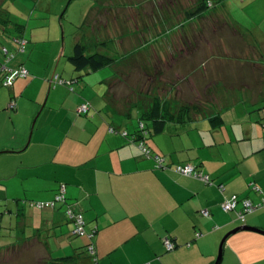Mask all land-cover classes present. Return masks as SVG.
<instances>
[{
	"label": "crops",
	"instance_id": "obj_1",
	"mask_svg": "<svg viewBox=\"0 0 264 264\" xmlns=\"http://www.w3.org/2000/svg\"><path fill=\"white\" fill-rule=\"evenodd\" d=\"M7 1L0 0V19L11 22L2 26L0 21L1 40L7 38L9 43L14 27L20 25L23 28L17 35L29 42L26 52L9 67L24 66L30 75L11 87L2 85L0 75V124L12 120L15 125L25 113L31 121L40 109L41 114L60 116L61 123L59 128L52 127L58 129V145L45 143L52 132L42 125L35 127L28 143V133L4 137L0 130V207L5 209L0 213L1 249L15 250L18 255L30 248L27 260L33 264H214L222 238L237 227L264 231V209L241 222L221 207L233 195L254 203L264 199V14L257 23L244 14L252 5L260 7L258 13L264 11V0H210L211 11L195 18L178 12L175 0L130 1L133 18L141 1L154 7L156 14L146 17L155 19L151 23L159 27L152 33L155 26L149 23L143 49L149 55L172 57L174 67L169 72L175 73V86L166 93L173 94L175 87V97L181 101L177 112L161 114L166 123L157 134L150 114L144 113L143 119L149 121L145 128L150 129L145 140L138 130L131 132L124 126L134 109L123 117L110 108L114 77L99 82L106 84L105 93V87H97L88 95V75L76 69L64 71L62 79L78 89L73 87L77 94L66 93L63 98L58 94L66 87L71 91L70 86L51 83L57 74L53 65L58 55L68 49L71 55L78 39L90 45L101 39L96 26L106 0L83 3L79 8L86 11L82 32L75 29L73 34L70 29V41L65 36L62 46L58 43L43 65L41 43L51 37L59 39V33L40 38L36 31L49 28L51 32L58 25L50 20L13 19V12L4 10ZM76 2L80 1L70 0L69 7ZM206 18H212L210 28L194 30ZM59 24L66 33L65 23L59 20ZM1 44L11 48L10 43ZM38 82L49 90L45 102L32 92ZM2 87L8 89L2 91ZM12 102L14 109L9 108ZM83 103L92 107L88 117L77 112ZM138 113L141 120L144 115ZM111 127H116L114 134ZM133 134L144 140L149 155L143 154L142 140ZM179 165H191L213 184L178 174L175 168ZM60 185L66 186L68 201L83 213L88 234L96 230L93 237L73 234L74 226L63 206L46 211L31 207L32 201L53 200ZM219 185H224V192ZM15 189L17 196L12 195ZM204 210L209 216L201 213ZM167 238L177 244L171 252L164 246ZM92 241L95 257L86 249ZM220 264H264V235L252 231L231 235Z\"/></svg>",
	"mask_w": 264,
	"mask_h": 264
},
{
	"label": "rangeland",
	"instance_id": "obj_2",
	"mask_svg": "<svg viewBox=\"0 0 264 264\" xmlns=\"http://www.w3.org/2000/svg\"><path fill=\"white\" fill-rule=\"evenodd\" d=\"M69 1L70 0H8L4 5V10H11L13 12V19L24 20L26 22L32 21L33 23L40 22L41 20H50L56 22V25H58V30L56 28L53 29L51 32L49 28H42L36 31V34L41 35L40 38H48L49 33H51V35H54L57 32L59 33V39H54L55 37H51L50 40L41 43V48L43 52L39 59L41 60L42 65L46 64L45 62L49 60L50 55L52 54V49H55L59 44H61L62 46V39L64 40L65 36L67 41H70V29L73 34L75 32V29H78L77 31L82 32V23L86 19V11H81L79 8H83V3H88V0H78L80 2H76L71 7H69ZM130 1L131 0H106V2L100 7V14L102 17L98 18L100 21L98 20V27L96 26V28L100 30L99 32L101 39H98L97 42L101 44L102 42H108L111 40L114 41L116 43L117 53L111 54L103 51L101 48H97V51H101V53L106 54L114 59V63L111 65L113 68L108 66L97 72L87 69L83 70L82 74L88 75V95L94 94L93 92H95V89L97 87L98 89L100 87H105L103 90V92L105 93L106 90H108L106 84H99V82H101V80H103L104 78L114 77L109 88L108 98L110 108L113 109L114 112L119 114V116L123 117L127 116L130 110L134 109V111L131 113V117L125 118V120L123 121L125 128L133 132L137 130L139 124L138 110L139 112H141V115H144L142 117H145V114L149 115L151 113L154 102L157 101L160 103L161 107H165V105L167 104L168 111L175 113L179 110L181 101H179L175 97V87H173V94L170 95L166 93V90H168L170 86H175V73L173 71L171 73L169 72V70L174 67V61H171L172 57L149 55L146 53L147 50L143 49L144 42H146L143 33L147 31L149 23L155 20L154 19L151 21L146 17V15L156 14V11L153 12L154 7L150 8V4H145L142 2L144 0H142L141 4L137 8V12H135L136 16L135 18H133L130 16V13L132 12H129V6L132 3ZM136 1V4L140 2L139 0ZM167 1L169 2V0ZM175 1H178L177 11L182 12V15H186V17H188L186 14L187 11L192 9L194 5L197 4V0ZM219 6L220 5H218V7ZM259 9L260 7H258V5H255V7L252 5L248 9L249 14L246 11H244V14L247 18L251 17V19L257 23L260 19L259 16L261 17L264 14V11H259L258 13ZM134 19L135 22L133 21ZM156 19L159 21V18ZM59 20H62V22L65 23L67 30L66 33L64 32L62 26L59 24ZM209 21L211 22L212 18H206L201 20L198 26L196 24L194 25V30L197 28H199L200 30L206 27L210 28V24L208 23ZM151 24L152 26H155V28H153L152 30V33H154V31H156V26L159 27V24ZM253 25L255 24H250V26L252 27ZM163 26L164 28L167 27V25ZM262 26L264 27V25ZM189 28L191 30L192 25H188V29ZM12 33L17 34L16 31H13ZM207 33L205 31V35H207ZM209 36L212 39L214 38V36ZM6 39L7 38L1 40L0 37V45L2 42H5L8 45L9 43L8 41L6 42ZM30 42L33 41L30 40ZM92 46H95V44L91 45V47ZM72 54L73 53L69 55L68 49L65 54L63 53L62 55H58L59 57H57L58 59L53 65V71L54 69H56V73L60 77L61 75H63L64 71H74L75 68L72 66L69 60V57L72 56ZM63 76H66V74ZM35 78L45 79L43 75H37L35 76ZM36 85L37 86L35 88H32V92L37 97L42 98L43 102L47 101L49 90L44 89V87L42 88V83L38 82L36 83ZM63 87L64 86H59V88ZM73 87L75 89L77 88L76 85H74ZM3 88L4 87H2V89ZM4 89L5 90L2 91H6V89L8 88ZM66 93L75 95L77 94V91L73 93L69 91L66 87L65 90H62V92L58 94V98H63L64 94ZM54 95L55 94H52V99ZM185 98L188 99V96H185ZM40 110L38 111L36 117H34V119H32L31 121L25 113L20 119L16 120L15 125L12 120H6V122H4V126L1 122L0 130H3V136H11L13 132H19L20 134L24 135L28 133V143L29 138H31L32 140V131H34L35 127L41 128L42 125L46 127V131L52 132L50 139H47L45 143H54L58 145L60 142V137L58 136L59 134L57 131L58 129L52 127L59 128L61 123L60 116L56 117V114L49 116L50 114H47L45 112L41 114ZM11 112L14 113V111ZM54 113H56V111ZM148 122L149 121H145L146 125H148ZM25 129L27 131H25ZM26 186L28 187V185ZM11 189H13V185H11ZM16 190L17 189L13 190V196H17V194H19L15 192ZM20 193L24 194L22 188ZM4 211V207H0V213H3ZM27 249L28 251L23 250V252H20L17 255L15 250L0 248V264H33L31 263L33 261L27 260L30 258L28 254L29 251H31L30 248Z\"/></svg>",
	"mask_w": 264,
	"mask_h": 264
},
{
	"label": "trees",
	"instance_id": "obj_3",
	"mask_svg": "<svg viewBox=\"0 0 264 264\" xmlns=\"http://www.w3.org/2000/svg\"><path fill=\"white\" fill-rule=\"evenodd\" d=\"M210 3H211L210 0H202L197 6H195L192 9H190V10L187 11L186 14H187L188 18L199 17L202 14L206 13L210 8L213 7L212 5H210ZM0 21L2 23V26H5L7 23H10L11 22L9 19H7V20L0 19ZM22 28H23L22 26L16 25L14 27V30L18 33V32H20L22 30ZM18 40H25L27 42V44H28L27 39H25L24 37H22L20 35L14 34V36H11L10 39H9V43L11 45V48L10 47H7L5 44H1L0 45V55L4 59V61L2 63H0V67H2V66L5 65V60H6L5 58H7V56H6L7 54L8 55H14V59H16V57L18 55L24 54L26 52V47L27 46L25 47V49L23 51L20 50V46L18 45L19 44L18 43ZM92 47H94V51H93V49H91L90 43L87 42L86 40L78 39L76 41L73 54H72V56L69 57V60H70L71 64L73 65V67L77 71H83V70H87V69H90L92 71H98V70H101V69L106 68L108 66H111L114 63V59L112 57H110V56H108L106 54L101 53V51H97V48H99V49L101 48L105 52H108V53H111V54H114V53L116 54L117 53V49H116V43L114 41L111 40V41H108V42H102L101 44L98 43V44H95V46H92ZM9 64H7V67L8 68H10L9 67ZM20 67H24V66H20ZM0 75H2V81L1 82L3 83V80H4V77L6 75V72L5 71H2V72H0ZM55 75H57V74H54V76ZM63 81H65V80H63ZM65 82L67 84L69 83V86L71 85L70 82H67V81H65ZM51 83L58 84L56 81H53V78L51 79ZM67 84H65V85H67ZM70 88H72L73 89L72 92H74V88L71 87V86H70ZM84 104H88V103L81 104L79 106V108L82 105H84ZM91 108L92 107L89 104V109L90 110H89L88 114H80V113H78V114L79 115H82V116H87L88 117V115H89V113L91 111ZM163 113H165V114H163ZM161 114H163L165 116L167 114H171L168 111V105L166 104L165 107H161L160 106V103L157 102V101H155L154 102V105H153V108H152V111L150 113V116L148 117V119L151 120V122H152V129H153L154 133L156 132L155 134L162 132V130L164 128V125L166 123V118L165 117L162 118L161 117ZM144 120L147 121V119H143V117L141 118V120H139V124H138V127H137V130L138 131L136 133L139 132V134L142 135L144 137V140H145V138L147 137V134H149V132H150V129L145 128V125L146 124H145V121ZM109 131L114 134L116 132V129L114 127H111ZM132 137H136L135 139L137 141H139V142L142 140V138H139L138 137V134L137 135L133 134ZM144 140H142L139 145H143L144 148L146 150H148V152H150V149L146 145V143H144ZM140 149H141V147H140ZM141 151L143 152L144 155L146 154L144 152V150L141 149ZM149 154L150 153H148L147 155H149ZM156 157H158L159 159H161L159 156H156ZM179 166H182V165H179ZM183 166H187V165H183ZM189 166H191V165H189ZM194 169L196 171H198L196 168H194ZM191 178H194V177H191ZM63 186L65 187L64 199L62 201H60V202H56V197L59 196V195H61V189H62ZM254 189H255V187H254ZM239 198L241 200L242 199H246V198H242V197H239ZM48 202H55V206L54 207H48V208H42V209H40V208H37L35 205H32L33 203H48ZM30 205H31V207H33L34 209H36L38 211L55 210L58 206H63L65 208L64 209L65 217L74 226V228H73V234L75 236H79V237H82V236L93 237L95 235V233H96V230H95L91 234H88V231L86 230L87 223H86L85 217H84L83 213L81 212V210L78 208V205L76 203H70L68 201V198H67V189H66V186L65 185H60L59 190H58V192L55 195V197H54L53 200L43 201V202H40V201L39 202L38 201H32L30 203ZM68 210H72L74 214H80V215H82L83 220H84V234L83 235H77V234H75V230H76L77 226H76L75 220L74 219H71L70 216L68 215V213H67ZM236 219H237V217H236ZM237 221H239V220H237ZM198 236L200 237L201 234H198ZM165 240H169V241H171L174 244V249L173 250H175L177 248V244L174 241H172L169 238H167ZM90 246H92L94 248V251L96 253V247H95V244H94L93 241L91 243H89V245H87V248L86 249H87V253L89 255H91L92 257H95V253L94 254H90L89 253V247ZM164 246L166 248L165 241H164ZM166 251L167 252H171V251H168L167 248H166Z\"/></svg>",
	"mask_w": 264,
	"mask_h": 264
},
{
	"label": "built area",
	"instance_id": "obj_4",
	"mask_svg": "<svg viewBox=\"0 0 264 264\" xmlns=\"http://www.w3.org/2000/svg\"><path fill=\"white\" fill-rule=\"evenodd\" d=\"M210 5H212V3H210ZM18 43H19L18 45L20 46V50H22V51L27 46V42L25 40H18ZM6 56H7V58H5L6 59L5 65L0 67V72H2V71L6 72V75H5L4 80H3V86L11 87L17 79L28 77L29 72L25 67H18L16 69L8 68L7 64H9L14 59V55H8L7 54ZM53 81H56L60 85L67 84L58 75H55L53 77ZM67 85H69V83ZM71 91H73L72 88H71ZM9 108L14 109L15 108V102H12L9 105ZM89 110H90L89 104H84L78 109V113L88 114ZM141 149L144 150V152L146 154L149 153L148 150H146L143 145H141ZM156 159L158 160L159 163H162V159H159L158 157H156ZM175 171L180 175H183L186 177H194L196 179H199L208 185L213 184L208 175H204L203 173L196 171L192 166H189V165L177 166L175 168ZM218 188L220 189L221 192H224V190H225L223 185H219ZM64 193H65V187L63 186L61 189V195L56 197V202H60L64 199ZM32 205H35L37 208L42 209V208L54 207L55 202L33 203ZM221 207L225 213H235L237 220H239L241 222H245V219L249 214H252L259 209H264V199L259 203H253L248 199H242L241 200L238 196L233 195L230 198H226L225 201L222 203ZM67 213L71 219L75 220V223L77 226V228L75 230V234L83 235L84 234V220H83L82 215L74 214L72 210H68ZM201 213L204 216H209L208 211L204 210ZM165 245H166V248L168 251H172L174 249V244L169 240H165ZM89 253L90 254L95 253L94 248L92 246L89 247Z\"/></svg>",
	"mask_w": 264,
	"mask_h": 264
},
{
	"label": "water",
	"instance_id": "obj_5",
	"mask_svg": "<svg viewBox=\"0 0 264 264\" xmlns=\"http://www.w3.org/2000/svg\"><path fill=\"white\" fill-rule=\"evenodd\" d=\"M241 231H252V232H256V233H259V234H262L264 235V231L260 230V229H257V228H254V227H249V226H240V227H237L236 229H234L233 231H231L230 233H228L224 238L223 240L221 241V244H220V249H219V254H218V257H217V260L215 261L214 264H220L221 261H222V258H223V248H224V245L227 241V239L231 236V235H234L238 232H241Z\"/></svg>",
	"mask_w": 264,
	"mask_h": 264
}]
</instances>
